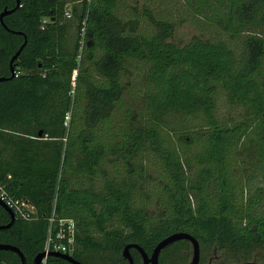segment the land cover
<instances>
[{
  "label": "trees",
  "instance_id": "16d2710c",
  "mask_svg": "<svg viewBox=\"0 0 264 264\" xmlns=\"http://www.w3.org/2000/svg\"><path fill=\"white\" fill-rule=\"evenodd\" d=\"M183 1L206 37L174 43V22L125 0H19L2 17L0 77L25 44L0 81V184L33 211L0 243L26 264L52 213L72 219L82 264H127L124 245L149 255L173 232L212 264L264 259V0ZM189 255L181 239L158 264ZM0 264L20 262L0 250Z\"/></svg>",
  "mask_w": 264,
  "mask_h": 264
},
{
  "label": "water",
  "instance_id": "95a60500",
  "mask_svg": "<svg viewBox=\"0 0 264 264\" xmlns=\"http://www.w3.org/2000/svg\"><path fill=\"white\" fill-rule=\"evenodd\" d=\"M18 4H19V0H15L14 6L12 8H10V9L4 8L0 11V24L1 25H3L2 17L4 15L12 12L18 6ZM17 33H20V32H17ZM24 44H25V37L23 36L22 43L19 45L17 50L13 53V55L9 59V72H10L9 76L8 77H0V81L4 80L5 78H11L13 76V69H12V66L10 64L17 57V55L21 51ZM38 134H39V132H38ZM0 207L2 209H4V211H6V213L9 216V221L6 224L0 225V229H3V228L9 227L11 225V223L13 222L15 217H14V213L12 212V210L10 208H8L1 200H0ZM180 239L188 240L191 244V257H190V260L187 264H197V262H198V244L192 236H190L186 233H183V232H173V233L165 236L164 238L160 239L154 245V247L152 248L149 255H147L136 244H126V245H124V247L121 250V257L127 261V264H132V258L129 254V249L132 248L138 253V255L141 259V264H158V255H159L160 251L162 249H164L166 246H168L169 244H171L177 240H180ZM0 250H9V251L14 252L18 257L20 264H26V260L23 256V254L15 246L7 244V243H0ZM44 256H45L44 251H40V252L36 253L34 255V257L31 259L30 264H40V261ZM47 256H56V257H59V258L65 260L71 264H82L79 261L73 259L70 255L65 254V253L51 251V252H48L46 254V257ZM238 264H256V263H254L252 261H245V262H241Z\"/></svg>",
  "mask_w": 264,
  "mask_h": 264
},
{
  "label": "rangeland",
  "instance_id": "374dc122",
  "mask_svg": "<svg viewBox=\"0 0 264 264\" xmlns=\"http://www.w3.org/2000/svg\"><path fill=\"white\" fill-rule=\"evenodd\" d=\"M133 2L138 5H147L151 7V10L156 17L162 19H167L175 23L174 31L169 40L174 43H185L193 35H200L206 37L208 35V30L203 29L202 22L204 19L191 12L190 9L186 6L183 0H125L126 5H131ZM67 14L69 11L66 9ZM67 17V16H65ZM137 78L135 74L129 76V84L136 83ZM223 107L219 105V110L228 111V109H222ZM146 209L148 215L157 214L155 206L150 204ZM165 252H162L163 255Z\"/></svg>",
  "mask_w": 264,
  "mask_h": 264
},
{
  "label": "built area",
  "instance_id": "2783aa9c",
  "mask_svg": "<svg viewBox=\"0 0 264 264\" xmlns=\"http://www.w3.org/2000/svg\"><path fill=\"white\" fill-rule=\"evenodd\" d=\"M65 16L68 17L67 12ZM0 200L12 210L14 215L28 219L32 214L30 207L23 201L9 196L0 184ZM74 245V223L70 218H57L53 213L48 218V227L42 251L45 256L40 264L45 263L46 254L51 251L70 255Z\"/></svg>",
  "mask_w": 264,
  "mask_h": 264
},
{
  "label": "flooded vegetation",
  "instance_id": "af4514ba",
  "mask_svg": "<svg viewBox=\"0 0 264 264\" xmlns=\"http://www.w3.org/2000/svg\"><path fill=\"white\" fill-rule=\"evenodd\" d=\"M183 240H185V239H183ZM186 241L188 242L189 247H190V255H189L188 261L186 262V264H187L190 260V257H191V244L188 240H186ZM197 244H198V242H197ZM258 255L260 257L261 253H258ZM215 257H216V255L208 252V250H205L204 252H202L200 249V246L198 244V262H197V264H212L213 261L216 262ZM252 262H254L256 264H264V259L260 258L258 261H252ZM238 263H241V262H234V263H230V264H238ZM140 264H141V259H140Z\"/></svg>",
  "mask_w": 264,
  "mask_h": 264
},
{
  "label": "crops",
  "instance_id": "0c3cea01",
  "mask_svg": "<svg viewBox=\"0 0 264 264\" xmlns=\"http://www.w3.org/2000/svg\"><path fill=\"white\" fill-rule=\"evenodd\" d=\"M30 207V209L32 210V208H31V206H29ZM33 211V210H32ZM14 217H15V215H14ZM42 251V250H41Z\"/></svg>",
  "mask_w": 264,
  "mask_h": 264
}]
</instances>
